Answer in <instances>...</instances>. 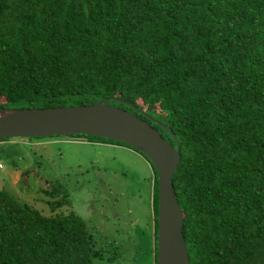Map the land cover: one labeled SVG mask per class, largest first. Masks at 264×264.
Instances as JSON below:
<instances>
[{"label":"trees","instance_id":"obj_1","mask_svg":"<svg viewBox=\"0 0 264 264\" xmlns=\"http://www.w3.org/2000/svg\"><path fill=\"white\" fill-rule=\"evenodd\" d=\"M102 99L178 145L172 185L189 264H264V0H0V107ZM58 136L141 156L150 199L128 185L120 194L149 214L122 240L146 236L156 264L152 163L121 141ZM33 168L18 185L31 197L0 188V264H120V210L91 223L71 207L70 171L45 179Z\"/></svg>","mask_w":264,"mask_h":264},{"label":"rangeland","instance_id":"obj_2","mask_svg":"<svg viewBox=\"0 0 264 264\" xmlns=\"http://www.w3.org/2000/svg\"><path fill=\"white\" fill-rule=\"evenodd\" d=\"M66 103L67 105L71 104L70 101ZM82 138L83 136L65 138L58 135L38 138H14V143L0 145V149H3L0 150V161H2V164L0 163V188L8 189L16 195L21 194L24 196L27 194L31 197L33 195L32 191L25 190L26 193H23L21 192L23 186L20 185L22 188L18 186L22 170L25 168L32 169L34 165L33 170H37V175L45 179H53L54 173L57 177L62 172L70 171L65 185L69 186L71 184V191L69 190L72 193L71 207L77 214L93 223L100 220L99 215L101 212L112 215L114 209L120 210V220L123 225L129 227L125 232L120 230L121 227L118 231H112L113 237L117 238L119 245H123L125 242L124 252H122L119 261L120 264H154L153 254L146 236L145 238L142 236L144 240H122L126 234L135 235L142 231V224L146 215L149 214V211L145 213L148 208L133 204L128 199L127 192L126 195L120 194L124 193L128 185L133 192L138 188L143 190L142 192L145 193L143 202L150 199L151 193H148L145 187L147 182L144 177L140 176V173H142L140 171L146 170L144 162L139 159L141 156L125 146L107 145L99 149L98 146L100 145L89 143ZM32 141H35V145L30 147ZM130 152L135 153L137 156H130ZM98 170H100V177L105 179V185H102L98 177ZM34 173L35 171H30L28 177L33 189L34 187L37 188L35 185L37 183L33 177ZM124 178L127 181L123 180ZM59 179L63 180V178ZM122 180L126 184H123ZM77 182L82 185L76 186ZM105 186L114 191L112 196L117 197V200L114 199L117 202L116 205L112 204L114 202L113 198L102 199L106 198L105 195L108 194ZM121 188H124V190L121 191ZM131 196L135 197L134 195ZM97 197H99V202L93 204L92 201L94 199L96 201ZM103 200L105 201L100 203ZM147 203L149 204V202ZM122 211L124 212L122 213ZM148 220L151 222V216L148 217ZM129 225H134V230ZM147 226L150 225L147 224ZM132 235H130V238ZM134 252L137 257H135Z\"/></svg>","mask_w":264,"mask_h":264},{"label":"water","instance_id":"obj_3","mask_svg":"<svg viewBox=\"0 0 264 264\" xmlns=\"http://www.w3.org/2000/svg\"><path fill=\"white\" fill-rule=\"evenodd\" d=\"M64 134L121 141L146 156L157 172L156 264H189L183 216L172 185L179 163L178 145L173 146L137 115L107 104L106 99L58 107L0 108V138Z\"/></svg>","mask_w":264,"mask_h":264},{"label":"clouds","instance_id":"obj_4","mask_svg":"<svg viewBox=\"0 0 264 264\" xmlns=\"http://www.w3.org/2000/svg\"><path fill=\"white\" fill-rule=\"evenodd\" d=\"M107 99V98H106ZM1 102L3 103L4 101L1 100ZM107 103V102H106ZM108 104V103H107ZM80 105V104H79ZM65 106H68V105H65ZM2 107H5V106H2ZM58 107V106H56ZM1 108V107H0ZM14 108H38V107H14ZM41 108V107H39ZM46 108V107H45ZM120 108V107H119ZM122 109V108H121ZM125 110V109H124ZM64 135H70V134H64ZM74 135V134H73ZM81 135H88V134H81ZM50 136H53V135H50ZM54 136H57V135H54ZM39 136H32V137H15V138H38ZM48 137V136H46ZM10 138V137H8ZM31 145H35V141H32ZM179 160H180V155H179ZM0 163L2 164V161H0ZM1 167V166H0ZM173 176V175H172Z\"/></svg>","mask_w":264,"mask_h":264}]
</instances>
